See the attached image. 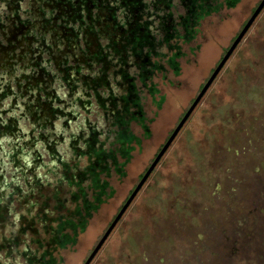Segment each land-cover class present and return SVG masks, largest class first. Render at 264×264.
Segmentation results:
<instances>
[{
	"label": "flooded vegetation",
	"instance_id": "1",
	"mask_svg": "<svg viewBox=\"0 0 264 264\" xmlns=\"http://www.w3.org/2000/svg\"><path fill=\"white\" fill-rule=\"evenodd\" d=\"M239 1L0 0V230H8L0 233V264H62L112 196L109 177L125 176L135 147L151 136L166 93L147 80L179 75L182 58L202 46L203 20Z\"/></svg>",
	"mask_w": 264,
	"mask_h": 264
},
{
	"label": "rangeland",
	"instance_id": "2",
	"mask_svg": "<svg viewBox=\"0 0 264 264\" xmlns=\"http://www.w3.org/2000/svg\"><path fill=\"white\" fill-rule=\"evenodd\" d=\"M260 1L240 0L207 17L197 36L202 46L182 58L181 73L147 80L166 93L151 136L135 147L125 176L109 177L112 196L74 249L63 252L62 264L84 262ZM141 97L152 115L151 96ZM4 166L9 179L11 165ZM12 206L24 210L16 201ZM91 264H264V7Z\"/></svg>",
	"mask_w": 264,
	"mask_h": 264
},
{
	"label": "water",
	"instance_id": "3",
	"mask_svg": "<svg viewBox=\"0 0 264 264\" xmlns=\"http://www.w3.org/2000/svg\"><path fill=\"white\" fill-rule=\"evenodd\" d=\"M263 7H264V0H261L260 3L257 5V7L254 9V11L251 14L250 18L247 20L246 24L243 26V28L241 29V31L239 32V34L237 35V37L235 38V40L231 44V46L228 48V50L225 53V55L222 58V60L219 62V64L214 69L213 73L211 74V76L209 77V79L207 80V82L205 83V85L203 86V88L201 89L200 93L198 94V96L195 99V101L193 102V104L190 106V108L187 110V112L185 113V115L182 117V119L180 120V122L178 123V125L176 126V128L174 129V131L172 132V134L170 135V137L167 139V141L165 142V144L162 146V148L160 149V151L158 152V154L155 156V158L153 159V161L151 162V164L149 165V167L147 168V170L145 171V173L141 177L140 181L137 183V185L135 186V188L133 189V191L130 193V195L126 199V201L124 202V204L122 205V207L118 211L116 217L114 218V220L112 221V223L110 224V226L108 227V229L103 234V236L100 239L99 243L97 244V246L95 247V249L93 250V252L91 253V255L86 260L85 264H88L91 261V259L93 258V256L97 252V250L100 248V246L102 245V243L104 242V240L107 238V236L111 232V230L114 227V225L122 217V215L124 214V212L126 211V209L128 208V206L130 205L131 201L137 195V193L139 192V190L141 189V187L143 186V184L146 182V180L149 177V175L151 174V172L154 170V168L156 167V165L160 161L161 157L163 156V154L165 153V151L167 150V148L170 146V144L172 143V141L174 140V138L178 134L179 130L181 129V127L183 126V124L185 123V121L187 120V118L189 117L190 113L194 109V107H195L196 103L198 102V100L200 99V97L203 95V93L210 86L211 82L213 81V79L215 78V76L218 74L219 70L222 68V66L225 64V62L229 58V56L232 54V52L236 48L237 44L241 41V39L243 38L244 34L249 29V27L252 25V23L254 22L255 18L261 12V10H262Z\"/></svg>",
	"mask_w": 264,
	"mask_h": 264
}]
</instances>
